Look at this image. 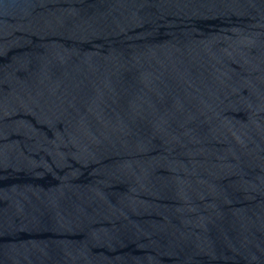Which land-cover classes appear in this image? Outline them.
<instances>
[{
    "label": "water",
    "instance_id": "95a60500",
    "mask_svg": "<svg viewBox=\"0 0 264 264\" xmlns=\"http://www.w3.org/2000/svg\"><path fill=\"white\" fill-rule=\"evenodd\" d=\"M0 264H264V0H0Z\"/></svg>",
    "mask_w": 264,
    "mask_h": 264
}]
</instances>
